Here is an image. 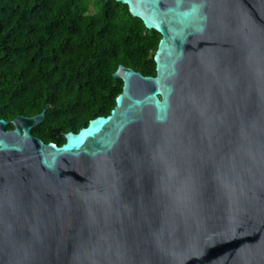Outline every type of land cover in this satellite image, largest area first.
<instances>
[{
    "label": "water",
    "instance_id": "1",
    "mask_svg": "<svg viewBox=\"0 0 264 264\" xmlns=\"http://www.w3.org/2000/svg\"><path fill=\"white\" fill-rule=\"evenodd\" d=\"M115 1L155 75L61 145L0 119V264H264V0Z\"/></svg>",
    "mask_w": 264,
    "mask_h": 264
},
{
    "label": "trees",
    "instance_id": "2",
    "mask_svg": "<svg viewBox=\"0 0 264 264\" xmlns=\"http://www.w3.org/2000/svg\"><path fill=\"white\" fill-rule=\"evenodd\" d=\"M160 38L115 0H0V117L45 109L31 133L61 145L115 106L119 64L155 75Z\"/></svg>",
    "mask_w": 264,
    "mask_h": 264
},
{
    "label": "flooded vegetation",
    "instance_id": "3",
    "mask_svg": "<svg viewBox=\"0 0 264 264\" xmlns=\"http://www.w3.org/2000/svg\"><path fill=\"white\" fill-rule=\"evenodd\" d=\"M0 108H1V107H0ZM20 115H21V114H20ZM1 118L7 121V124L5 125L4 130H10V129L13 128L11 121H12V119H13L14 117L11 118V119H6V118H4V117H0V119H1ZM36 126H37V125H36ZM34 127H35V126H34ZM34 127H33V128H34ZM33 128H32V129H33ZM32 129H31V130H32ZM31 130H30V132H31ZM31 134H32V133H31ZM32 135H33V134H32ZM34 136H36V135H34ZM36 137H37V136H36Z\"/></svg>",
    "mask_w": 264,
    "mask_h": 264
}]
</instances>
